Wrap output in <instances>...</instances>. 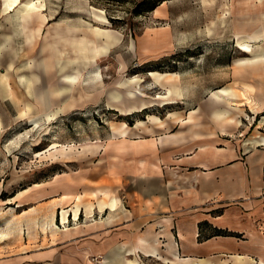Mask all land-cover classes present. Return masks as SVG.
<instances>
[{"label":"rangeland","instance_id":"rangeland-1","mask_svg":"<svg viewBox=\"0 0 264 264\" xmlns=\"http://www.w3.org/2000/svg\"><path fill=\"white\" fill-rule=\"evenodd\" d=\"M43 1L44 9L37 11L40 14L31 17L24 31L18 34L12 24L17 7L5 12L0 0V72H6L9 63L12 65L7 74L12 99L6 98L0 89V235L9 231L0 237V256L6 242L19 244L23 249L53 240L55 236H44L39 226L53 209L49 205L51 201L37 207L32 205L34 200L47 195L45 189L54 184L71 182L75 188L71 201L76 200L79 205H91L98 198L92 190L98 188H108V196L115 198V203L109 199L105 211H95L90 216L82 211L79 218L70 216L65 223L61 222L65 208L58 209L56 223L60 228L92 222L102 229L116 224L118 212L125 213L128 209L129 216L142 215L145 209L141 197L132 199L125 192L129 181L110 175L107 163L112 142L133 137L129 130L136 127L130 125L137 119H145L147 113L165 117L168 111L177 110L184 116L190 108L199 107L195 118L198 124L194 128L200 135L213 132L240 139L242 144L257 131L264 135V0ZM95 25L113 29L115 32L111 35L116 44L98 57L95 65L83 69L80 83L84 88L77 85L70 97L64 99L57 93L59 74H47L37 64L53 62L58 57H73L71 49L81 56H94L95 46L87 38V31ZM30 32L34 36L31 40ZM239 42L260 46V54L243 52ZM29 61L31 67H25L24 63ZM33 72L37 75V86L30 95L18 75L31 76ZM184 84L186 89L182 91ZM226 85L247 87L252 111L242 105L249 116L244 115L238 131L223 135L211 118L215 104L209 96L212 90L219 92ZM129 89L143 96L136 93L130 99L126 96ZM117 90L120 98L113 103L110 93ZM41 93L46 95V101L42 100ZM178 96L185 103H179ZM112 103L121 108L133 104L146 105V108L123 115L116 108L108 107ZM32 119H36L35 124ZM118 120L126 124L123 126ZM154 129L156 134L164 131ZM166 130L187 133L191 128L188 124L170 122ZM132 134L154 133L137 127ZM147 210L152 211L154 207L149 206ZM6 219L11 221L9 226ZM34 220L37 226L28 233L26 226ZM17 223L21 231L14 228ZM168 229L169 224L154 220L144 221L133 230L148 235L149 243L159 250L156 256H160L166 252L161 250L162 238L157 234ZM120 243L129 246L125 241L117 242L103 254L86 256L84 262L134 264L137 260L139 264H166L137 250L135 254L108 258ZM209 259L214 264H221L223 260L227 264H247L245 261L233 263L230 256Z\"/></svg>","mask_w":264,"mask_h":264},{"label":"crops","instance_id":"crops-1","mask_svg":"<svg viewBox=\"0 0 264 264\" xmlns=\"http://www.w3.org/2000/svg\"><path fill=\"white\" fill-rule=\"evenodd\" d=\"M112 31L114 30L109 27L98 25L87 31L89 37H86L95 46L94 56H81L71 49L73 57H58L53 62L47 60L37 64L41 70L44 71L45 68L47 74H59L57 93H61L64 99L70 97L77 85L84 88L80 83L83 69L95 65L97 58L116 44ZM53 51L58 49L53 48ZM11 67L12 65L7 67L6 72H0V89L6 98L12 99L7 75ZM23 75L25 74L19 73L18 78L25 87L20 80ZM30 77L31 95L33 88L37 86V75L33 72ZM178 79L180 84V74ZM181 86L182 91L186 89L185 84ZM214 90L209 96L215 104L211 110V118L219 133L224 135L238 131L242 118L248 115L242 106L249 107L245 98L249 93L247 87L226 85L219 92ZM136 93L143 96L130 89L126 96L131 99ZM41 97L42 100H47L45 94ZM110 98L112 102L118 101L120 91H111ZM177 99L179 103H185L180 100V96ZM72 100L73 97L69 99ZM113 103L108 107L116 108L123 115L146 108V105L138 107L136 104L121 108ZM198 109L199 107L190 108L184 116L177 110L168 111L165 117L147 113L145 119H137L130 127H144L154 134L138 136L132 134L136 131L133 128L129 130L133 137H123L112 142L107 170L114 178L129 181L125 192L132 199L141 197L142 207L145 209L142 215L129 216L131 213L128 209L125 213L118 212L120 217L116 224L102 229L93 226L92 222L68 226L67 229L60 228L53 240L46 245L20 249L19 244L6 242V245H2L5 249L0 256V264H86V256L103 254L117 242L125 241L132 247L135 235L140 233H134L133 229L144 221L154 220L169 224L168 231L164 230L161 234L159 230L157 234L162 238L160 248L166 253L151 256L163 263L186 264L190 260L191 264H214L209 257L217 255L230 256L233 263L264 262V135L257 131L243 144L240 139L213 132L200 135L194 128L198 124L195 121ZM118 122L123 126L126 124L124 120ZM170 122L188 124L191 130L187 133L169 132L166 129ZM154 128L164 131L156 134ZM74 191L71 182L51 185L45 189L47 195L34 200L32 207L51 201L49 205H53L57 222L60 208H65L61 217L64 213L67 219L70 216L73 219V211L78 218L82 211L90 216L95 211H105L109 199L115 203V198L108 196V188L92 190L98 198L93 199L91 205H79L76 200L71 201ZM101 192L103 198L100 197ZM48 196V200L43 199ZM122 196L125 197V194ZM149 206L154 207V210L148 211ZM111 227L113 228L110 229ZM163 229L164 227L161 231ZM153 235L154 233L152 238ZM236 256H241V260ZM134 264L139 262L135 260Z\"/></svg>","mask_w":264,"mask_h":264},{"label":"bare ground","instance_id":"bare-ground-1","mask_svg":"<svg viewBox=\"0 0 264 264\" xmlns=\"http://www.w3.org/2000/svg\"><path fill=\"white\" fill-rule=\"evenodd\" d=\"M2 3H3L2 9L5 12H9L13 8L17 7L16 13L13 15L14 17L12 18V20L14 19L13 20L14 23H12V24L15 25V30L16 29L18 30L15 32H18V34L22 33V31H24L25 24L29 19L31 20V17H33L34 15L37 16L38 14H40V12H37V11L43 10L44 5H45L43 0H2ZM33 37H34L33 33L30 32L28 38L31 40ZM238 44H239V48L243 52H248L250 54H260V52H259L260 46H258V45L251 47L247 42H239ZM1 53H2V44L0 45V54ZM10 66H11V63L8 64V68ZM24 66L30 68L31 62L30 61L25 62ZM22 74H25V73H22ZM31 74H33V73H31ZM4 78L5 77H3V79ZM21 78L22 79H20V80H22L24 82L27 93L30 94V89H31V85H32L31 77L25 74ZM245 93H247V92H245ZM245 98L248 101V103L251 104L250 95H245ZM47 117H50V116L47 115ZM32 123L35 124L36 119H32ZM73 218L74 219L77 218V214L75 211H73ZM61 220L63 223H65L67 221V218L64 215V213H62ZM10 222L11 221L9 219L5 220V223L7 226L10 225ZM33 226H37L36 220H34L31 224H29V223L27 224L26 228H27L28 233L32 229ZM39 226H40L41 232L43 233L44 236H47L48 234H50V236L53 237V236H55L56 233H58L57 231L60 230V227L55 221V214H54L53 209L48 214L47 219L43 223H41ZM14 228L15 229L17 228L20 231L22 229L21 225L19 223L14 224ZM8 233H9V231L2 232L0 237H5L6 234H8ZM135 250L141 252L144 255L156 256L159 254L158 248L155 245L150 244L148 238L145 235L138 234L136 236L134 246H132V247L126 246L125 244L120 243V244L115 246L113 251L109 255H107V257L109 258V257H116V256L124 255V254H126V255L135 254ZM235 258H237L240 261L242 257L236 256ZM221 264H227V262L225 260H223L221 262ZM252 264H264V262H255Z\"/></svg>","mask_w":264,"mask_h":264}]
</instances>
